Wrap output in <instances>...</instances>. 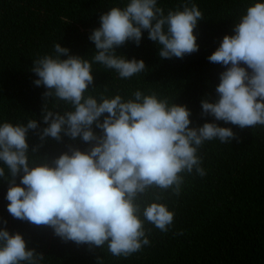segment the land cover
<instances>
[{
  "label": "clouds",
  "instance_id": "9594fccd",
  "mask_svg": "<svg viewBox=\"0 0 264 264\" xmlns=\"http://www.w3.org/2000/svg\"><path fill=\"white\" fill-rule=\"evenodd\" d=\"M203 18L192 0H183L167 13L157 0H128L123 8L112 7L100 17V27L89 37L98 50L90 60L69 55V49L59 43L54 45V54L34 60L32 71L39 77L34 83L47 89L43 122L48 126L39 133L40 140L60 141L63 133L72 140L80 137L95 144L87 152L70 146L71 155H60L54 166L45 162L30 167L27 134L38 129L37 121L0 123V161L10 171V177L5 176V167H0V177L9 183L5 198L13 218L50 226L65 242L107 245L108 253L124 258L149 245L145 221L161 232L170 230L175 211L155 201L141 209L139 197L152 188L171 189L179 195L182 173L195 169L205 176L199 149L206 141L230 142L235 138L232 129L216 123L190 128V110L170 104L155 92L137 89L129 99L120 94H101L97 99L86 93L94 81V64L114 70L122 80L146 71L143 60H129L115 51L130 40L139 46L142 30L161 46V58L182 59L198 51L193 33ZM233 31L208 57L227 70L220 74L216 88L219 99L202 100V115L240 128L264 126V0L248 6ZM62 55L68 58L61 59ZM49 98L71 105L72 110L63 114L49 110ZM94 123L102 135L93 132ZM21 172L24 187L16 183ZM43 262V254L27 249L20 233L0 230V264Z\"/></svg>",
  "mask_w": 264,
  "mask_h": 264
},
{
  "label": "trees",
  "instance_id": "16d2710c",
  "mask_svg": "<svg viewBox=\"0 0 264 264\" xmlns=\"http://www.w3.org/2000/svg\"><path fill=\"white\" fill-rule=\"evenodd\" d=\"M182 2L157 0L165 13ZM192 2L204 16L193 33L198 51L182 59L161 58L158 54L161 46L148 38L147 30H142L139 46L130 40L115 51L129 60H143L146 71L122 80L114 70L94 64V81L86 95L99 99L101 94H120L129 99L137 89L146 94L155 92L170 104L190 110V128L216 123L231 128L235 138L228 143L218 139L204 143L198 155L202 157L201 167L206 175L199 176L195 169L190 174L182 173L184 182L179 195L171 189L152 188L139 197L141 209L153 201L164 203L175 211V218L167 233L145 221L150 243L127 258L112 256L107 245L89 247L65 242L50 226L13 218L7 211L10 202L5 198L9 183L0 177V230L20 233L27 249L43 254V264H99L100 260L103 264H264V126L240 128L217 121L211 115H202L201 104L205 99L209 102L219 99L216 88L220 74L227 70L226 66L210 62L208 57L218 49L225 35L235 34V24L256 0ZM127 3L128 0H0V123L37 121L38 129L27 134L30 167L45 162L54 166L53 161L60 155H71L70 146L87 152L95 144L80 137L72 140L63 133L60 141L52 137L40 140L39 133L48 126L43 122V93L47 89L34 83L39 78L32 71L34 60L54 54L56 43L69 49V55L90 60L98 50L89 37L100 27V17L112 7L123 8ZM241 67L247 68L243 63ZM47 106L61 114L72 110L71 105L54 98L48 99ZM107 115L100 117L101 123ZM92 130L97 136L103 134L95 123ZM0 167H5V176L10 177L2 161ZM22 176V172L17 176V185Z\"/></svg>",
  "mask_w": 264,
  "mask_h": 264
}]
</instances>
